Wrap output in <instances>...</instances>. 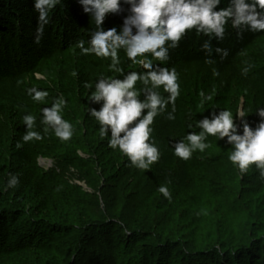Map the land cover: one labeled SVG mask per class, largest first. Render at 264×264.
I'll return each instance as SVG.
<instances>
[{
  "label": "trees",
  "instance_id": "16d2710c",
  "mask_svg": "<svg viewBox=\"0 0 264 264\" xmlns=\"http://www.w3.org/2000/svg\"><path fill=\"white\" fill-rule=\"evenodd\" d=\"M226 6L227 0H222L219 7ZM121 7L123 11L119 14H106L102 25L104 30L115 27L117 34L120 33L124 18L130 15L128 5L122 3ZM83 9L84 5L79 0H62L51 11L50 22L36 43L38 13L33 0H0V261L14 256L19 250L35 247L38 243L35 241L43 237L35 230L51 234L69 231L78 238L86 233L89 238L110 245L111 231L125 226L128 229L126 239L132 244L140 264H173L174 259L179 260L177 264H264V181L255 188L249 179H238L234 201L239 206L238 214L231 210L233 208H227L229 204H223L225 199L216 198L213 205L216 219L207 220L214 226L205 232L197 220L192 219L194 214L191 215L199 209L203 194L198 192L192 203L180 208L174 205L172 198L168 199L158 191L161 185L169 189V184H173L170 182L174 177L161 174L164 172L162 168L170 166L174 169L172 163L156 161L148 169H139L127 156L123 157L119 148L109 146L110 129L107 136L101 138V126L90 112L85 116V132H80L79 128L76 131L79 138L72 136L67 141L59 139L53 131L54 126L44 122L42 109L51 108L56 102L61 103L62 119L69 123L72 116L79 117L86 105H92L95 110L102 106L103 101L92 102L89 99L95 85L88 69H99L103 64L111 63V59L82 54L76 46L79 40H83L87 47L91 34L96 30L91 14ZM247 27L243 26L242 35H238L237 29L232 28L229 22L224 38L212 40L211 55L201 49L208 37L195 30L187 32L179 45L170 49V58L163 66L175 68L178 73L180 95L175 104L182 141L187 143L186 135L201 131L197 126L200 121L211 120L223 109L233 113L237 104H242L250 126L255 127L259 122L260 117L255 112L257 108L264 107V59L257 53L258 48L264 46V30L250 32ZM217 47L227 50V55L217 53ZM119 55L121 63L118 67L124 69V75L138 71L139 66L131 64L123 50ZM246 67L249 70L244 73L242 70ZM85 83H91L93 87L85 88ZM31 88L46 91L48 96L44 101L36 102L29 94ZM201 92L203 96H200ZM213 92V99L208 101L206 97ZM28 114L36 117L33 127L38 133L45 129L52 131V149L42 146L45 140L42 143L35 139L23 141V135L29 131L23 123V116ZM237 125V134L242 135L241 121ZM205 142L210 147L204 152L197 150L188 160L178 159L187 175L193 176L194 171L201 168L214 169L222 160L235 166L228 159L232 145L227 137L208 136ZM17 143L22 147L17 148ZM76 150L84 156L76 155ZM39 155L52 156L54 161L67 163L76 169L81 167L93 171L100 168L104 186L99 193L106 203L104 210L96 208L83 216L52 194L47 176L38 167ZM10 174L19 180L14 188H6L7 181L13 178ZM159 175L165 182L155 181L148 190V183L142 180L148 177L157 179ZM80 177L92 188L100 178L95 172L91 177ZM129 179L134 183L125 185ZM107 190L113 191L110 198L105 193ZM121 190L129 195L137 194V197L148 193L145 207L134 200L126 211H119L111 201ZM223 197L226 198L225 195ZM159 198L161 201L157 202ZM182 210L185 212L183 215ZM128 212H134V220H129ZM238 218L247 228L248 238L232 241L226 246H213L217 235L224 240L234 235ZM19 220H25V224L20 229V241L13 243L15 233L8 226ZM83 251H79L77 264H102ZM36 261L35 264H67L65 259L52 254L47 258L38 257Z\"/></svg>",
  "mask_w": 264,
  "mask_h": 264
},
{
  "label": "clouds",
  "instance_id": "9594fccd",
  "mask_svg": "<svg viewBox=\"0 0 264 264\" xmlns=\"http://www.w3.org/2000/svg\"><path fill=\"white\" fill-rule=\"evenodd\" d=\"M84 5V12L91 14L96 30L88 40H79L76 44L81 53L94 54L101 58H110L109 69L123 76H104L95 83L94 91L89 99L92 102L103 101L99 110L91 109V116L100 124L101 138L107 136L110 129L109 146L119 148L139 169H148L158 161L160 152L152 139L154 118L165 111L169 104H174L180 95L178 73L175 68L163 66L170 58L169 51L179 45L187 32L208 37L201 45V49L211 55L212 40H222L225 36L226 25L237 29L242 35L243 26H248L250 32L264 30V0H227L226 7H219L222 0H79ZM62 0H33V7L38 13L36 29V43H39L44 27L50 22V13ZM128 5L130 15L123 21L119 34L116 28L104 30L102 25L106 14H119L123 11L121 5ZM135 30V34L134 31ZM123 50L131 64L138 65L140 71H129L124 75V69L117 67L121 63L120 51ZM215 51L227 55V50L216 48ZM249 68L242 71L247 73ZM73 75H76L74 72ZM137 81L151 88L138 90ZM85 88H92L91 83H85ZM168 93L162 95L160 89ZM155 89V90H153ZM36 102L45 100L46 91L31 88L28 90ZM141 91H147L145 99H139ZM214 92L206 99L211 101ZM204 93L201 92L200 96ZM203 105V101H201ZM147 110L142 115V111ZM175 109L173 108V112ZM44 122L54 126L55 135L63 140H69L73 135V126L62 119L61 103L56 102L51 108L42 109ZM260 117L255 127L249 125L246 115L238 111L235 116L241 120L242 135L237 134L234 115L228 109L214 114L212 119H203L198 123L201 129L198 133L186 135L183 140L175 144L174 154L183 160L191 158L194 151L204 152L210 147L205 142L208 136L223 139L232 145L228 159L238 167L241 173L247 172L251 165L262 170L264 174V107L256 109ZM168 119H174L171 112ZM36 117L32 114L23 116V123L29 131L23 135V141L41 140L39 133L32 131ZM135 122V123H133ZM131 125V126H130ZM123 133V136L120 134ZM17 148L22 147L17 143ZM13 176V174H10ZM19 180L13 176L7 181L6 188H14ZM158 191L168 199L171 192L167 186L161 185Z\"/></svg>",
  "mask_w": 264,
  "mask_h": 264
},
{
  "label": "rangeland",
  "instance_id": "374dc122",
  "mask_svg": "<svg viewBox=\"0 0 264 264\" xmlns=\"http://www.w3.org/2000/svg\"><path fill=\"white\" fill-rule=\"evenodd\" d=\"M257 55L259 58L264 59V46H260L258 48ZM109 65L110 63H105L99 69H95L92 67L88 69L93 85H95L98 79L102 78V75L116 76L117 78L123 79L121 75L115 73L114 71H111L109 69ZM140 70L141 69L139 67L138 71ZM135 87L138 90H141L145 88H151V85L149 84L148 86H145L140 81H137ZM160 91L162 95L167 97L168 93L163 92L162 88L160 89ZM146 96L147 91H141L139 99L143 100L146 98ZM242 107V104H237L233 111L234 122L236 123L237 128L239 127L237 123H239L241 120L239 117H236L235 114L238 111L243 112ZM173 108L175 109L174 112ZM91 109L92 105H86L83 108L82 112L78 115L79 117H71L70 124H72L73 126V138L75 136L76 138H79V132H76L77 130L81 129L80 132H82V130L83 133L85 132V116L90 112ZM146 112L147 110H143L142 115L146 114ZM170 112L174 119H168V115ZM151 127L153 130L150 137L152 140L150 142L155 143L160 152V156L157 162L165 164L172 163L174 165V169H170V166L169 168H162V171L164 172L161 173L162 175H165L167 173V176L174 177V180L170 182L173 184H169L171 186L169 189L171 192L172 201H175L174 205L180 208L185 207L196 199L194 197L198 194V192L201 195L203 194V199L200 202L199 209L197 211H193L191 215L194 214V216L191 217L192 219L197 220V223L205 232L206 230H208L209 228H213L214 226L211 223L212 221H209V223H207V220L209 218H211L212 220L216 219L214 216L216 211L213 206L214 200L216 198H221V201L225 199L223 201V204H229V207L227 208H233L231 210H235L236 214H238L239 206L238 204L236 205V203H234L236 198L235 194L237 192L236 187L238 186V179H249L251 186L255 188H259L264 181V174H262V170L257 169L254 164L249 167L247 172L241 173L236 165L232 166L225 160H222L214 169L201 168L194 171L197 174L193 173V176L187 175L186 170L183 168V165H181V162H178L179 157L174 154L175 144L182 141L180 133V119L177 113V105L175 104V102L174 104H169L164 112L158 114L154 118ZM33 131L38 133L35 127H33ZM41 132L42 133L39 134L42 139L36 141L42 143V140H45L42 146L46 145L52 149V131L50 129H45ZM75 154L79 157L84 156V153H81V151L79 150H76ZM122 155L123 157L126 156L123 152ZM37 164L40 172L43 175L47 176L49 189L51 190L52 194L59 196L62 200L69 203L71 207H73L74 211L79 212L83 216H86V214L93 212L96 208H101L104 210L106 203L102 201V197L99 193L101 187L104 186V182L101 178L100 168H94L93 171L81 167L76 169L75 167L69 166L67 163L64 164L62 162L58 163L57 161H54L52 159V156L44 157L41 155H39V157L37 158ZM118 164L119 163H117L116 165ZM94 172L97 173L100 178H98L97 180L96 187L92 188L88 186L84 180H82L80 175H90L91 177L92 173L94 175ZM157 177V179H149L148 177L146 178V180H142V182L148 183L149 186L147 187L149 188L147 189L149 190L151 188L150 186H153V182H165L163 176L160 177L159 175ZM143 178L144 177H141V179ZM131 181L132 179H129L124 184H133L134 182L132 183ZM105 193L107 197L109 196L110 198L111 194H113V191L107 190L105 191ZM145 194L137 197V194L129 195L128 193H125L123 190H121L117 193V195H115L116 198L114 199V201H111V204L119 211L123 212L126 211L127 207L132 201L136 200V203H138L139 206L141 204V207L144 208V202L148 201L146 199L148 193L146 195ZM223 195H225L226 198L223 197ZM230 198H232L231 200L233 202L230 200ZM158 200L159 201L157 202L161 201L160 198ZM183 210L181 211L182 215L183 213H185ZM133 213L134 212H128V216H130L129 220L131 221L132 219L134 220L133 217L136 216H134ZM136 213L137 212H135V214ZM141 216H143L142 212ZM24 224L25 220H19L17 222L10 223L8 228L10 231L15 233V236L11 242L16 243L20 241V229H22L21 227H23ZM237 224L238 227L236 228L234 235L229 236L226 240H224L223 238H219L217 235V239L213 243V246L218 247L222 244L226 246V244L229 245L232 241L234 242L238 240H246L249 235L247 228L243 225L239 218L237 220ZM136 227L137 226L135 225V228ZM26 230L28 231V228ZM127 231L128 229L125 226H123V229L120 230H112L109 234L112 242L110 243V245H104V243L96 239L94 240L92 238H89L86 233H84V236L82 234L78 238L75 234L69 233V231L51 234L49 232L45 233L44 231L40 232L35 230L34 232H38L40 233L39 235L44 237H40L35 241L38 243L40 242L39 245H37L38 243H35V247L32 246L29 250H19L14 256H11L7 260H1L0 264H35L38 257L47 258L51 254L53 256H58L59 259H65V263L67 261V264H77L76 261L78 260V255H80V250H84L85 252H83L88 257L99 259L102 264H105L104 262H108V264H140V262L137 261L136 256L134 255L135 250L132 247V244L126 239V236L128 235ZM101 258H105V260L103 261L101 260ZM114 260H117V262ZM178 262L179 260L177 259L173 260V264H177Z\"/></svg>",
  "mask_w": 264,
  "mask_h": 264
}]
</instances>
